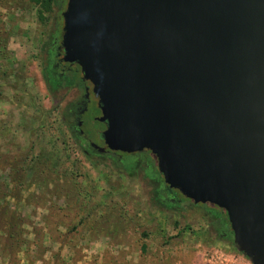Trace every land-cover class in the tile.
Segmentation results:
<instances>
[{"label":"water","instance_id":"95a60500","mask_svg":"<svg viewBox=\"0 0 264 264\" xmlns=\"http://www.w3.org/2000/svg\"><path fill=\"white\" fill-rule=\"evenodd\" d=\"M61 16L62 60L91 82L106 147L149 150L264 264V0H67Z\"/></svg>","mask_w":264,"mask_h":264},{"label":"rangeland","instance_id":"374dc122","mask_svg":"<svg viewBox=\"0 0 264 264\" xmlns=\"http://www.w3.org/2000/svg\"><path fill=\"white\" fill-rule=\"evenodd\" d=\"M66 1L59 8L60 34H55L54 13L42 24L33 10L13 5L6 11L0 6L1 12L7 13L3 21L4 27L10 32L6 39V49L11 62L9 69L12 70L7 79L0 80L3 92L0 99V126L4 123L8 126L7 148L12 156H17L30 147L26 130L29 117H38L42 111L47 112V127L43 128L44 135L39 139L41 147L53 149L59 154L60 168L72 170L81 200L84 202L85 196L88 208L102 203L97 211L104 212L100 232L103 235L107 232L111 234L109 238L100 236L93 241H89L87 237L81 240L76 238L84 246L81 252L85 254L84 261L99 255L106 261L115 260L117 264H221V255H236L245 264H252L235 247L229 233L230 225L215 207L210 204L204 208L185 205L183 210L177 211L164 200L161 196L163 177L150 156L136 154L114 159L111 156H98V153L90 151L93 158L102 159V163L93 165L89 161L93 158L84 152L83 147L78 146L71 129L60 122L62 109L76 100L80 92L72 87L69 78L61 80V64L54 66L56 59L62 58V53L58 52L49 58L43 52V45L52 40L59 47L63 26L61 12ZM12 17L17 19L10 22ZM43 61L49 66L51 77L48 84L54 89V95L50 93L41 74ZM3 62L5 60L1 59L0 64ZM62 83L69 86V89L57 92V87ZM24 89L28 90L29 95L22 93ZM32 98L36 100V104L34 100H30ZM54 105L57 107H53ZM96 126L101 129L103 125L98 123ZM50 138H57L52 147ZM20 146L24 149H20ZM37 146L35 151L39 152ZM7 173V170L0 171L1 178L6 182ZM33 189L31 187L26 192ZM34 192L38 194L39 190ZM65 201L61 197L55 202L54 208L50 207L49 202L22 206L20 210L26 219L24 228L29 232L32 225L42 226L46 220L51 228L45 227L43 230L53 232V228L57 226L59 231L64 232L65 228L58 222L63 221L65 225L71 223L83 211L77 204L73 209L68 208ZM90 220L88 219L87 224H91ZM115 226L119 229L116 234L113 233ZM187 226L189 230L180 233V229ZM78 229L81 235L88 236L89 231H82L81 226ZM143 231L150 235L144 237ZM54 234L56 232L52 236ZM26 236L28 239L33 238L29 233ZM86 242L88 248L85 247ZM43 244L54 251L59 248V243L47 235ZM142 245H145V250H142ZM70 253L67 246L62 247L63 256H69ZM48 257L49 253H46L45 258ZM84 261L76 264H83Z\"/></svg>","mask_w":264,"mask_h":264},{"label":"trees","instance_id":"16d2710c","mask_svg":"<svg viewBox=\"0 0 264 264\" xmlns=\"http://www.w3.org/2000/svg\"><path fill=\"white\" fill-rule=\"evenodd\" d=\"M64 4V0H0V6L6 11L9 10L10 6H15L16 8L33 10L36 12V18L42 24H45L51 14H56L55 17V34L59 33V16L60 7ZM7 14V13H6ZM0 10V60L4 59L5 62L0 64V80H5L8 78L9 74L12 73L10 70V60L6 49V39L10 35L9 30L4 27L3 18L6 16ZM11 14V13H9ZM17 18H11L10 22L15 21ZM15 24H12L14 26ZM43 52L47 57L55 56L58 54V45H54L53 41H47L43 45ZM62 59L55 61V65L61 64V72L63 81L64 78H69L72 84L77 86L81 92L84 91V81L80 74V67L75 63V66H71V63L64 62ZM15 63L14 61L12 62ZM49 66L44 63L41 66L42 77L48 86L50 93L54 95V89L49 87ZM65 76V77H64ZM2 83L0 82V99L3 97ZM66 84L62 83L57 87V92L65 89ZM26 91V92H25ZM27 93L28 90H22V93ZM29 95V94H28ZM32 97V96H30ZM62 98V97H60ZM84 98V97H83ZM34 100L36 104L35 99ZM84 99L80 101L73 100L67 106H65L61 111L60 122L67 128L74 129L79 120L80 110L83 107ZM38 105V104H37ZM53 107H57L54 105ZM47 112L42 111L40 115L30 116L27 125V138L30 140V147L28 150L19 152L17 156H12L10 149L7 148V133L8 126L6 123L0 126V171L7 170L8 181H4L0 176V264H76L78 262L84 261L85 254H82L83 247L80 245V240L84 237L93 241L98 239L100 236H105L107 238L111 237L108 232L106 234H101L100 232V222L104 216V212L97 211L100 209V204L95 207H89L85 201V196L83 198L84 202L81 200L80 190L77 188V183L74 182V173L68 168H60L58 157L59 154L53 149H46L41 147V136L44 135L43 128L47 127ZM100 123L92 118H86L84 121L85 130L90 136H92V126ZM50 125L52 124L49 123ZM98 128V127H97ZM103 128V126H102ZM101 128V129H102ZM78 136V135H77ZM93 141L96 137L93 135ZM79 138V137H78ZM57 138H50L49 142L51 147L56 144ZM76 142L79 147H81L82 142L77 140ZM38 145V146H37ZM36 146L39 152H36ZM18 147V146H17ZM41 147V148H40ZM20 149H24L20 146ZM92 152V149L90 150ZM118 159L117 157H115ZM114 158V159H115ZM91 164L97 165L102 163V159L93 158L89 160ZM33 187V191L26 192V190ZM39 190L36 194L34 191ZM161 196L165 198L167 202L170 203L171 207L175 208L177 211L183 210L185 205L197 207L200 206L204 208L207 204L195 205L187 198H185L177 189L170 188L164 183L162 186ZM61 197L66 199L65 203L68 208L78 205V208L83 210L82 214L76 220H72L71 223L65 225V222H58L65 228L64 232L58 230V227L53 228L54 234L52 236L51 230H43V228H51L44 220L42 226H33L28 232L24 228L26 223L25 216L21 213L22 206H31L35 204H45L51 203L50 207H55V202ZM69 197V198H68ZM55 199V202L53 201ZM87 198V196H86ZM203 205V206H202ZM219 211L221 217L227 220L226 212L224 210ZM88 219L91 224H87ZM228 222V220H227ZM177 222H175L176 224ZM229 223V222H228ZM48 225V226H47ZM79 226H81L82 231H89L88 236L80 234ZM118 227H114L113 233L116 234ZM189 227L180 229V233L188 231ZM32 234L33 238L28 239L26 234ZM75 234L74 236H69V234ZM231 240L232 231L229 230ZM49 236L50 239L57 241L59 243V248L57 250H52L48 246H44L43 242L45 236ZM144 237L150 235L149 232H142ZM79 238L80 240H76ZM85 247L88 248L87 242ZM63 246H67L71 253L69 256H63L61 254V249ZM142 250H145V245H142ZM46 253H49V257H46ZM81 253V254H80ZM99 255L92 256L83 262L86 264H117L115 260L106 261L104 258L98 257Z\"/></svg>","mask_w":264,"mask_h":264},{"label":"flooded vegetation","instance_id":"af4514ba","mask_svg":"<svg viewBox=\"0 0 264 264\" xmlns=\"http://www.w3.org/2000/svg\"><path fill=\"white\" fill-rule=\"evenodd\" d=\"M58 49H59V54L62 53V55H63V49L61 48L60 44H59ZM62 63H64V62H62ZM71 66H75V63H71ZM80 74L82 77L81 70H80ZM82 79H83V77H82ZM83 81H84V91L82 94H81L79 88L77 86H75L74 84H72V87L73 88L75 87L80 92L76 101L78 102V101L84 99V104L80 110L79 120L76 124L77 129L72 128L71 131H72L73 135L77 138V140L82 142L81 147H83L84 152L86 154H89L90 157H92V158H93V156L89 153L91 149H92V152L98 153L97 154L98 156H111L113 158L114 157L121 158L124 156L129 157V156H134L136 154H147L148 156L151 157V160H153V162L155 164V168L158 171L157 164H156V158L147 149L140 151V152H135V153H126V152H121V151L110 150L109 148L106 147V145L104 144L103 138H102V131L106 127V122L98 120V117L101 115L100 107H99V103H98V97L92 91L91 82L88 80H84V79H83ZM65 88L69 89V86H67ZM86 118H92V119L100 122L103 125L102 129H99L97 127L92 126V128H93V129H91L93 131L92 136L94 135L96 137V140H94V141H93V137L90 136L91 134L90 133L88 134L85 130L84 121L86 120ZM86 147H87V149H86ZM163 185H164V183H163ZM164 200H165V198H164ZM188 200L191 201L193 204H195L191 199H188ZM198 204H202V203H196L195 205H198ZM203 204H208V203H203ZM210 205H212V204H210ZM212 206L215 208H218L220 210H223L217 206H214V205H212Z\"/></svg>","mask_w":264,"mask_h":264},{"label":"built area","instance_id":"2783aa9c","mask_svg":"<svg viewBox=\"0 0 264 264\" xmlns=\"http://www.w3.org/2000/svg\"><path fill=\"white\" fill-rule=\"evenodd\" d=\"M219 258H222L221 264H245L242 258L236 255H229V256L221 255Z\"/></svg>","mask_w":264,"mask_h":264}]
</instances>
